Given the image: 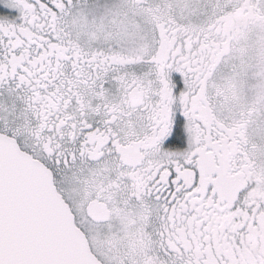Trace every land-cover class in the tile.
<instances>
[{
  "label": "snow or ice",
  "instance_id": "1",
  "mask_svg": "<svg viewBox=\"0 0 264 264\" xmlns=\"http://www.w3.org/2000/svg\"><path fill=\"white\" fill-rule=\"evenodd\" d=\"M0 264H264V0H0Z\"/></svg>",
  "mask_w": 264,
  "mask_h": 264
}]
</instances>
